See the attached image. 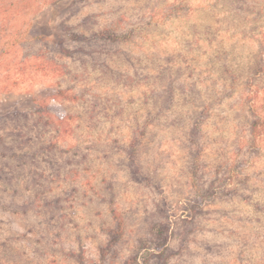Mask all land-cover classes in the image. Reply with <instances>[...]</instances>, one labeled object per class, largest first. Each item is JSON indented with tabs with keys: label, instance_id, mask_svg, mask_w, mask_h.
<instances>
[{
	"label": "rangeland",
	"instance_id": "374dc122",
	"mask_svg": "<svg viewBox=\"0 0 264 264\" xmlns=\"http://www.w3.org/2000/svg\"><path fill=\"white\" fill-rule=\"evenodd\" d=\"M161 228L165 264H264V0H0V264Z\"/></svg>",
	"mask_w": 264,
	"mask_h": 264
},
{
	"label": "trees",
	"instance_id": "16d2710c",
	"mask_svg": "<svg viewBox=\"0 0 264 264\" xmlns=\"http://www.w3.org/2000/svg\"><path fill=\"white\" fill-rule=\"evenodd\" d=\"M74 36H76V37H79V36H81V34L79 35V33H75V34H73ZM101 35L103 36V37H105V31H102L101 32ZM75 37V38H76ZM110 38H112V39H116L117 38V36L116 35H113V34H110ZM35 112L36 113H38V114H40L42 117H43V114H45V116L47 115V117L49 118V120H50V118L52 117V115H51V113L52 112H54L55 114H57V115H59V114H61V110H60V108L57 106V105H54V104H48V103H38L37 102V106H36V108H35ZM66 113L64 112L63 113V115L62 116H60L59 118H61L60 120L62 121V120H64V115H65ZM25 115V117H26V114H24ZM52 120V119H51ZM50 122V121H49ZM260 123H263L262 122V120H258L257 119V121H255L254 122V124H253V129H254V131L256 132H260V127H259V125H260ZM117 219L119 220V227L122 225V219L121 218H118L117 217ZM163 229L167 232V230H168V227H163ZM163 229L161 228L160 229V231H159V233H158V236H157V238L158 239H160V241H159V243L155 246V251H153V252H147V253H145L144 255H143V261H142V264H152V263H150V258H151V256H154V257H156V259H157V261L155 262L156 264H165L167 261H168V259H169V255L170 254H167L166 253V250H167V246H166V244H167V240H168V236H167V234H166V236L165 237H163V235H162V233H163ZM116 231H113V230H108V233L111 235V241H110V243L111 242H113V241H115L116 240V236H115V233ZM119 232H120V230H119ZM156 250H159V251H156ZM81 260V262H82V264H86L84 261H83V259L81 258L80 259ZM132 260H133V262H135L134 264H140V262L138 261V259H137V256L135 255L133 258H132Z\"/></svg>",
	"mask_w": 264,
	"mask_h": 264
}]
</instances>
